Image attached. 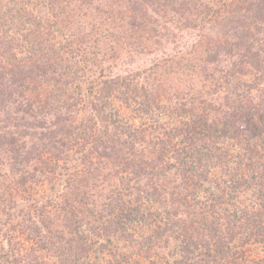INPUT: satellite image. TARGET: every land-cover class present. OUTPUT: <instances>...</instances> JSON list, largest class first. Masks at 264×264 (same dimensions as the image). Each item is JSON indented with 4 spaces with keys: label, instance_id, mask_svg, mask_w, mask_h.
Returning <instances> with one entry per match:
<instances>
[{
    "label": "trees",
    "instance_id": "trees-1",
    "mask_svg": "<svg viewBox=\"0 0 264 264\" xmlns=\"http://www.w3.org/2000/svg\"><path fill=\"white\" fill-rule=\"evenodd\" d=\"M122 1L132 12L134 27L146 30L145 22H138L137 17L146 16L148 9H152L166 23L175 21L183 28L201 30L191 43V51L181 46L162 59L158 67L170 62L181 65L183 60L195 55L194 47L198 44L206 55L212 50L213 54L208 53V58L203 59L206 63L217 60L221 54H236L250 69L264 70V0H233L235 11H225L210 21L218 36L225 37L227 42L230 38L237 40L232 49L220 42L210 47L207 26L200 25V17L192 11L201 4L197 0ZM121 10L106 11L121 18ZM8 12H11L9 4L0 3V24ZM4 37L0 34L1 175L11 179L19 190L32 181L51 179L57 160L67 156L73 145L79 146L82 154L81 166L67 181L64 191L67 202L62 210L42 203L37 209L32 234L39 247L52 255L72 256L76 261L90 252L104 254L107 245L92 249L91 240L75 217L79 211L85 214V205H89L87 210L92 214L97 213L101 235L110 242L124 239L131 245L127 264H221L220 258H236L237 249L232 244L240 235L264 234V203H257V198L239 213L220 211L224 206L217 193L212 201L207 199L210 167L220 161L223 165L228 163V157L218 151L220 147L209 126L207 91L186 99L190 100V109H186V103L177 102V107L169 113L177 114L179 126L174 127L175 132L165 133L166 138L158 146H151V141L136 127L130 126L129 135L112 128L110 116L98 109V105L93 107L95 118L87 127L80 121L84 106L79 103L82 91L75 87L53 92L39 103L31 102L28 82L46 76L53 64L64 59H59L57 53L50 55L51 49L41 55L34 47H28L30 55L26 59H19L11 51V42L8 43V38L4 41ZM65 73L70 75L69 71ZM141 78L134 89L144 109L150 110L152 100L144 82L146 77ZM97 92L104 96L102 89ZM234 113L238 115L231 119L251 118L235 109L225 114V118ZM225 118L223 123L228 124ZM234 126L240 131V124ZM131 182L134 190L128 189ZM164 244L172 245L173 251L164 252ZM35 262L30 259L20 264ZM249 263L264 264V261L252 258Z\"/></svg>",
    "mask_w": 264,
    "mask_h": 264
},
{
    "label": "rangeland",
    "instance_id": "rangeland-1",
    "mask_svg": "<svg viewBox=\"0 0 264 264\" xmlns=\"http://www.w3.org/2000/svg\"><path fill=\"white\" fill-rule=\"evenodd\" d=\"M197 1L201 4L192 11L200 17L198 23L207 26L210 47L220 42L232 49L237 40L230 38L227 42L225 37L218 36L210 21L225 11H235L234 1ZM0 3L9 4L11 11L1 20L0 34L5 36L4 41L8 38V43L11 42L16 57L26 59L30 55L28 47H34L41 55L51 49L50 55L57 53L59 59H64L53 64L46 76L28 82L31 102L39 103L53 92L75 87L82 91L79 103L84 106L80 121L87 127L95 118L93 107L98 105V109L110 116V125L119 133L129 135L130 126L136 127L151 141V146H158L166 138L165 133H173L174 127L179 126L177 114L169 113L171 108L181 102L190 109V100L186 99L207 91L209 126L220 147L218 151L228 157L227 164L220 161L210 167L207 199L212 201L219 194L223 213H239L256 198L257 203H264V70L250 69L236 54H221L217 60L206 63L203 59L208 58V53L213 54L212 50L206 55L198 44L194 47L195 55L183 60L181 65L170 62L158 67L162 59L181 46L191 51V43L201 30L183 28L175 21L166 23L152 9H148L146 16L137 17L138 22H145L146 30L134 27L132 12L122 0H0ZM111 8L122 9L121 18L116 13L108 14L106 10ZM52 73L56 74L52 76ZM116 77L122 79L118 81ZM141 77H146L144 82L151 95L150 110L144 109L134 89L143 80ZM101 89L103 97L97 92ZM233 109L251 118L243 121L230 118L238 113L225 118ZM224 118L229 120L228 124L223 123ZM235 124H240V131ZM81 157V149L73 145L67 156L57 160L51 179L32 181L19 190L11 179L3 178L0 166V264H20L30 259L35 262L36 257L35 264H127L131 245L124 239L110 242L101 235L97 213L87 210L89 205L84 207L85 214L79 211L75 217L91 240L92 249L98 246L97 250L100 244L111 249H106L104 254L90 252L77 261L72 256L52 255L38 246L32 234L40 205H52L57 211L65 206L67 181L81 166ZM128 189H135L133 182ZM232 246L237 249L236 258H220L221 264H247L252 258L264 261V234H242ZM163 250L173 251V246L164 244Z\"/></svg>",
    "mask_w": 264,
    "mask_h": 264
}]
</instances>
